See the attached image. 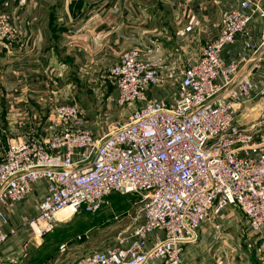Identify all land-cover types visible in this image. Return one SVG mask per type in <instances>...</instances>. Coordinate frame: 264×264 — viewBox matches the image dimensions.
<instances>
[{
	"label": "built area",
	"instance_id": "1",
	"mask_svg": "<svg viewBox=\"0 0 264 264\" xmlns=\"http://www.w3.org/2000/svg\"><path fill=\"white\" fill-rule=\"evenodd\" d=\"M18 2L22 8L27 0ZM251 7L243 0L228 10L217 36L178 73H164L150 50L124 49L110 68L123 113L110 126L95 127L82 105L60 103L47 137L0 139V250L16 231L7 229L15 206L35 191H43L37 214L20 216L28 239L97 212L111 194L135 196L130 226L74 264H183L186 246L203 232L216 227L224 238L218 222L226 213L264 232V108L261 120L249 123L238 113L242 104L264 100V76L249 73L264 62L249 28ZM241 35L246 51L226 60L225 47ZM25 36L1 11L0 47ZM164 82L175 87L168 99L157 95Z\"/></svg>",
	"mask_w": 264,
	"mask_h": 264
},
{
	"label": "crops",
	"instance_id": "2",
	"mask_svg": "<svg viewBox=\"0 0 264 264\" xmlns=\"http://www.w3.org/2000/svg\"><path fill=\"white\" fill-rule=\"evenodd\" d=\"M4 1L10 5L2 10L24 26L26 36L13 47H0L1 140L10 135L47 137L54 125L53 108L60 103L82 105L88 117L97 120L120 117L123 110L115 104L110 68L124 49L138 47L144 54L150 50L164 73L172 68L178 73L200 57L219 33L225 13L243 0H162L170 16L160 12L158 4L136 0H29L24 12L18 0H0V6ZM250 1L249 28L256 56L264 58V0ZM245 51L241 35L225 47L223 57ZM249 73L263 77L264 62ZM169 87L164 82L157 95L170 98ZM263 108L264 100L244 103L239 117L244 123L261 120ZM42 192L15 206L7 229L16 231L1 247L2 256L18 251L28 237L20 216L37 214ZM225 215L220 219L224 238L216 227L203 232L198 242L186 246L183 264H264V232H251L239 213Z\"/></svg>",
	"mask_w": 264,
	"mask_h": 264
},
{
	"label": "rangeland",
	"instance_id": "3",
	"mask_svg": "<svg viewBox=\"0 0 264 264\" xmlns=\"http://www.w3.org/2000/svg\"><path fill=\"white\" fill-rule=\"evenodd\" d=\"M136 1H141L148 5H152L153 3L158 4L160 12L166 15L169 14L168 7L162 0ZM28 2L29 0H27V3L22 8H20L18 2L21 11L24 12V8ZM4 3L5 1L3 2V6H0V12L6 10H2L3 7H9L5 6ZM147 9L151 8L148 7ZM173 90H175L174 86H172ZM88 118L91 124H95L97 128H100L102 126H110L111 124L109 123L122 118V115L114 120ZM12 136L14 135H10L9 137ZM134 200V195L111 194L105 199V202L97 212H82L74 215L66 223L39 237L36 236L33 239L23 237L19 250L10 253L6 257L2 256L0 250V264H72L79 256H84L94 250L104 249L114 243L118 234L130 226L127 212L133 210ZM242 219V222L244 221L245 223L243 217ZM220 224L221 221L218 222L221 229ZM26 230L27 233L29 230ZM79 235H82L83 238L78 239ZM62 243L67 244V250L64 252L60 251Z\"/></svg>",
	"mask_w": 264,
	"mask_h": 264
},
{
	"label": "bare ground",
	"instance_id": "4",
	"mask_svg": "<svg viewBox=\"0 0 264 264\" xmlns=\"http://www.w3.org/2000/svg\"><path fill=\"white\" fill-rule=\"evenodd\" d=\"M69 213V209L68 208H65L63 211L60 212L59 216H63L65 214H68Z\"/></svg>",
	"mask_w": 264,
	"mask_h": 264
}]
</instances>
